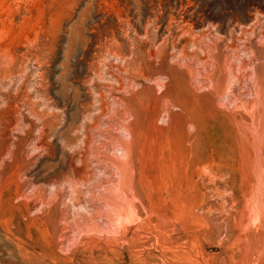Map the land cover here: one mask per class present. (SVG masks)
<instances>
[{"label": "rangeland", "instance_id": "rangeland-1", "mask_svg": "<svg viewBox=\"0 0 264 264\" xmlns=\"http://www.w3.org/2000/svg\"><path fill=\"white\" fill-rule=\"evenodd\" d=\"M16 2L0 264H264V0Z\"/></svg>", "mask_w": 264, "mask_h": 264}, {"label": "bare ground", "instance_id": "bare-ground-1", "mask_svg": "<svg viewBox=\"0 0 264 264\" xmlns=\"http://www.w3.org/2000/svg\"><path fill=\"white\" fill-rule=\"evenodd\" d=\"M1 1V0H0ZM5 1V0H4ZM9 1V5L8 4H6V6L8 5V8L6 7L5 8V10L3 11V13H1L0 14V23L2 24V23H4V22H7V23H9V24H14L15 22H17V23H19L20 21L19 20H22L23 19V17L24 16H26V15H24V13H25V11H27L26 10V8H23L22 6H21V4H19V3H17L16 2V0H8ZM29 0H27V2H28ZM6 2V1H5ZM19 2V1H18ZM23 3H25V1L23 2ZM3 4V3H2ZM10 5H11V7H10ZM24 6V5H23ZM28 6V5H27ZM4 7V6H3ZM1 10V9H0ZM28 12V11H27ZM27 15H28V13H27ZM27 17V16H26ZM26 19V18H25ZM6 23V24H7ZM0 24V25H1ZM21 24V23H20ZM3 25V24H2ZM14 25H16V24H14ZM4 26H6V25H4ZM13 27H15V26H13ZM3 29V28H2ZM8 29V28H7ZM1 33H2V31H1ZM7 33V32H6ZM3 34V33H2ZM1 36V35H0ZM2 39V38H1ZM8 41V40H7ZM9 42V41H8ZM1 52V51H0ZM1 55V54H0ZM14 55V54H13ZM2 56H4V54L2 55ZM0 58H2L1 56H0ZM4 58V57H3ZM6 59V58H5ZM5 59H3L4 60V63L5 62H7V61H5ZM3 60L1 59V62H3ZM0 62V63H1ZM8 65V64H7ZM3 66V65H2ZM19 66V65H18ZM1 67V66H0ZM2 68V67H1ZM5 68H6V63H5ZM5 71V70H4ZM13 72V71H12ZM12 77V76H11ZM5 89V88H4ZM37 114V113H36ZM259 200V199H258ZM251 202V201H250ZM260 204V203H259ZM263 219V218H262ZM142 224H144V223H142ZM146 224V223H145ZM262 231V230H261ZM259 263V262H258Z\"/></svg>", "mask_w": 264, "mask_h": 264}]
</instances>
